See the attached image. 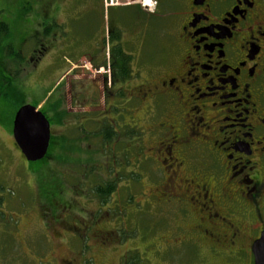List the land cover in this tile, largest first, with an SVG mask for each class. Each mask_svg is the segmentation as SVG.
Returning a JSON list of instances; mask_svg holds the SVG:
<instances>
[{
    "label": "flooded vegetation",
    "instance_id": "1",
    "mask_svg": "<svg viewBox=\"0 0 264 264\" xmlns=\"http://www.w3.org/2000/svg\"><path fill=\"white\" fill-rule=\"evenodd\" d=\"M96 2L105 14L84 35L83 69L99 76L85 81L96 122L126 138L114 159L136 156L142 111L163 172L153 197L173 210L176 243L193 260L253 264L264 232V0ZM74 86L71 103L90 107ZM73 107L72 124L89 115Z\"/></svg>",
    "mask_w": 264,
    "mask_h": 264
},
{
    "label": "rangeland",
    "instance_id": "2",
    "mask_svg": "<svg viewBox=\"0 0 264 264\" xmlns=\"http://www.w3.org/2000/svg\"><path fill=\"white\" fill-rule=\"evenodd\" d=\"M96 4V0H0V19L11 31V40L7 41L21 51L23 58L17 66L2 54L4 69L16 74L8 78L14 93L0 98V264H129L135 259L140 264H225L207 257L193 260L191 251L176 243L181 238L176 216L158 203L163 193L153 197L161 188L163 172L150 149L154 134L146 133L148 125L142 111L137 114L142 121L135 134L136 161L127 151L126 162L131 165L122 155L114 159L126 148L124 136L105 143L92 137L102 130V124L96 122L100 100L93 92L88 95L91 89L85 81L99 76L83 69L86 56L82 42L87 31L102 23L105 12ZM47 28L50 34L43 37ZM21 39L25 42L19 47ZM72 68H77L74 78L69 72ZM136 82L140 83L139 78ZM72 83L80 92L79 98L86 88L83 96L86 104L92 103L88 108L93 109L71 103ZM56 98L67 119L63 125L53 126L51 136L74 145L69 154L72 163L57 160L60 148H53L51 156L47 152L44 157L40 176L54 173L65 177L60 179V200L54 203L52 212L41 206L37 174L29 171V163L14 143L12 122L21 106L35 107L37 103L51 122L48 110ZM72 106H76L73 113L89 115L72 124ZM86 152L92 153L91 160L97 162L95 169L84 164L90 158ZM85 168L97 182L109 178L118 182L106 204L100 205L88 194L87 183L92 178L83 176Z\"/></svg>",
    "mask_w": 264,
    "mask_h": 264
},
{
    "label": "trees",
    "instance_id": "3",
    "mask_svg": "<svg viewBox=\"0 0 264 264\" xmlns=\"http://www.w3.org/2000/svg\"><path fill=\"white\" fill-rule=\"evenodd\" d=\"M0 18H1V14H0ZM50 34V30L49 28L45 29L43 32V37H47ZM8 39L11 40V31H10V27L9 24L3 20L0 19V98H6L8 96V94H13L14 90H12L11 88L9 89L10 85H9V77H13L15 76V74L11 75L10 73H8L7 69H4V64L3 63V58H2V54L5 53L7 56V61H9L10 63H15L17 64V66H19L22 62H23V58L21 56V51L19 49H15L12 47L11 43H8ZM23 39V38H22ZM20 40V45H23V43L25 41ZM25 40V39H24ZM7 41V44H6ZM119 71H121V78H124L127 75V70L122 68ZM38 105V103H37ZM60 108V103L57 102L55 105H53L48 112H50L52 114V118L51 119V124H56L58 126L63 125V121L67 119V113L65 111H61L59 110ZM45 113V112H43ZM102 131V132H100ZM98 133L96 132L95 134H93V138L95 137L96 139L100 138L102 139L103 143L105 142H111L113 141V137L114 134L110 132V130L104 129V130H100ZM103 134V135H102ZM136 134V133H135ZM100 135H102V138L100 137ZM129 136V135H128ZM86 138H88L86 136ZM115 139V138H114ZM84 141V140H83ZM86 142V141H84ZM72 145H74L73 143L70 144L68 146V143L66 142V140L64 138H61L60 140H54V138L51 136L50 138V145H49V149H48V156L50 155V151L52 152L53 148H60V154L61 156H59V159H57L58 161H60L61 163H67V161L70 162V158H69V154L73 151ZM69 147H71L69 149ZM77 147V146H76ZM86 154L90 157L93 156L92 153L86 152ZM51 156V155H50ZM45 159H42L39 162L36 163H29V171H32L34 174H37V183L39 184V195L38 197L41 199V206L48 210L53 211L54 208V203L57 202V200L59 201L60 199V194H61V178H65L63 175L61 174H52L50 176H40L41 172V168L43 167L42 165L45 164ZM83 162V161H82ZM72 163V162H70ZM97 162H94L93 160H91V157L88 158L85 161V165H92L93 169H95V165ZM99 165V164H98ZM115 167V166H114ZM120 168V167H119ZM114 169V168H110ZM86 172L85 174H83V176L86 177H91L92 179L88 181L87 183V189H88V194L90 196H92L93 198H95L100 205H104L107 203L108 199L111 197V195L115 192V188L118 182H111L110 178L108 181L106 182H97L95 180V177L93 176H89V170H87V168H85ZM76 171V170H74ZM44 179H41V178ZM2 186H0V191H2ZM45 206V207H44ZM48 212H45V214H47ZM138 260V259H137ZM136 259L134 261H131L129 264H134L133 262L137 261ZM137 264H140L139 261H137Z\"/></svg>",
    "mask_w": 264,
    "mask_h": 264
},
{
    "label": "water",
    "instance_id": "4",
    "mask_svg": "<svg viewBox=\"0 0 264 264\" xmlns=\"http://www.w3.org/2000/svg\"><path fill=\"white\" fill-rule=\"evenodd\" d=\"M40 108V106H21L12 122L14 143L27 163H36L44 159L50 145V123ZM22 114L36 119H22ZM251 253L253 264H264V232L252 244Z\"/></svg>",
    "mask_w": 264,
    "mask_h": 264
},
{
    "label": "snow or ice",
    "instance_id": "5",
    "mask_svg": "<svg viewBox=\"0 0 264 264\" xmlns=\"http://www.w3.org/2000/svg\"><path fill=\"white\" fill-rule=\"evenodd\" d=\"M21 118L22 119H28V120H34V119H36L35 117H32L30 115H23V114H22V117Z\"/></svg>",
    "mask_w": 264,
    "mask_h": 264
},
{
    "label": "bare ground",
    "instance_id": "6",
    "mask_svg": "<svg viewBox=\"0 0 264 264\" xmlns=\"http://www.w3.org/2000/svg\"><path fill=\"white\" fill-rule=\"evenodd\" d=\"M113 1H115V0H113Z\"/></svg>",
    "mask_w": 264,
    "mask_h": 264
}]
</instances>
